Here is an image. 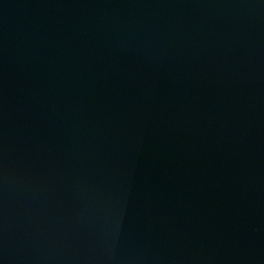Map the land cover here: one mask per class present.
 <instances>
[{
    "label": "water",
    "instance_id": "95a60500",
    "mask_svg": "<svg viewBox=\"0 0 264 264\" xmlns=\"http://www.w3.org/2000/svg\"><path fill=\"white\" fill-rule=\"evenodd\" d=\"M0 264H264V0H0Z\"/></svg>",
    "mask_w": 264,
    "mask_h": 264
}]
</instances>
